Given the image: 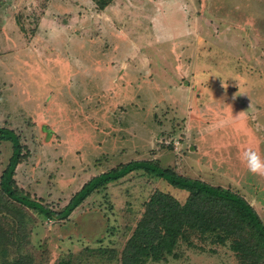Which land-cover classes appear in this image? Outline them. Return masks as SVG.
<instances>
[{
    "label": "rangeland",
    "instance_id": "rangeland-1",
    "mask_svg": "<svg viewBox=\"0 0 264 264\" xmlns=\"http://www.w3.org/2000/svg\"><path fill=\"white\" fill-rule=\"evenodd\" d=\"M51 25L94 41L104 59L114 57L116 70L129 47V68H121L131 72L129 81L107 87L110 73L97 79L93 65L82 74L75 63L71 75L63 51L51 47L60 39ZM78 85L99 93L82 94L79 104ZM0 125L21 134L30 151L17 168L23 193L54 209L103 171L156 159L239 192L264 221V176L250 173L241 158L252 148L264 159V0H116L103 12L91 0H0ZM12 153L11 142L0 143V176ZM158 190L181 202L190 194L137 171L64 220L0 202V223L13 231L8 258L121 264ZM191 240L149 264H242L229 243Z\"/></svg>",
    "mask_w": 264,
    "mask_h": 264
},
{
    "label": "trees",
    "instance_id": "trees-1",
    "mask_svg": "<svg viewBox=\"0 0 264 264\" xmlns=\"http://www.w3.org/2000/svg\"><path fill=\"white\" fill-rule=\"evenodd\" d=\"M104 9L113 0H95ZM9 141L13 153L0 176V202L11 210L12 202L20 203L38 214L64 220L92 194L137 171L160 177L190 194L181 202L172 194L156 191L121 254V264H149L173 255L181 240L193 244L191 237H208L214 243L229 245L242 264H259L264 259V221L243 195L228 187L214 185L199 178L180 174L164 167L156 159H137L121 163L95 175L72 196L61 210L24 194L16 174L18 166L29 156V149L15 129L0 125V143ZM2 199H7L4 203ZM0 206V211H2ZM13 231L0 223V264H33L30 256L9 259Z\"/></svg>",
    "mask_w": 264,
    "mask_h": 264
},
{
    "label": "crops",
    "instance_id": "crops-1",
    "mask_svg": "<svg viewBox=\"0 0 264 264\" xmlns=\"http://www.w3.org/2000/svg\"><path fill=\"white\" fill-rule=\"evenodd\" d=\"M116 0H113V2L111 4H109L107 7H105L104 9H100L96 3L95 0H91V2L94 4V6L96 7V9L99 12H103L105 11V9H108L110 6H112L114 4ZM61 24V23H60ZM60 26V25H59ZM50 27V26H49ZM63 28H58L55 25H51V32H53L56 36H59L60 39L58 40L57 46H51L53 48H55V50H57L58 52L61 50L63 51L62 53H64L65 57V67L69 70V73L72 75V73L75 70H70L73 67V63H75V67L77 69H80L79 67H81L82 69V74L86 73L85 70L86 68H88L90 65H93L96 68V74L97 79L98 77L102 76V75H106L105 73H110L111 77L110 79L106 80L107 81V87H112L113 84H116L117 82L121 83L123 81H125L126 79H128L129 81V76L131 74L130 73H123V71H121V68H129V55H131V49L127 50V53H123L118 56V64L116 65V68H118L117 70L120 71L119 73H116L117 70L113 69L114 65V57L111 58L112 56H108L106 59L103 58L102 54L100 53L99 49L97 50V45L96 43H94V41H91L90 43H87V37L83 36L82 33H75L74 35L71 34L72 32L65 26L62 25ZM49 34V33H48ZM47 34V35H48ZM53 42H56L53 40ZM52 43V42H51ZM96 45V46H95ZM130 46V45H129ZM124 51H126V49H124ZM78 65V66H77ZM78 71H75V73H77ZM123 73L125 76L120 77L121 74ZM133 75L136 74V71L132 72ZM72 79V82L74 80V75L70 77ZM78 84V83H76ZM77 89H80V95H78V97L76 98V101L79 103V96H82V94H87L88 96H90L89 94L92 93V95L94 94V92H97V94L99 93L98 91L94 92L92 91H87L84 90L82 85H78ZM98 89V88H97ZM83 92V93H82ZM67 93V92H66ZM71 94H73L72 92H70ZM72 96V95H69ZM90 98V97H89ZM64 99H67V97L64 96ZM91 101H93V96H91ZM80 104V103H79ZM131 161V160H130Z\"/></svg>",
    "mask_w": 264,
    "mask_h": 264
},
{
    "label": "clouds",
    "instance_id": "clouds-1",
    "mask_svg": "<svg viewBox=\"0 0 264 264\" xmlns=\"http://www.w3.org/2000/svg\"><path fill=\"white\" fill-rule=\"evenodd\" d=\"M248 171L254 175L264 176V159L252 148H246L241 154Z\"/></svg>",
    "mask_w": 264,
    "mask_h": 264
}]
</instances>
